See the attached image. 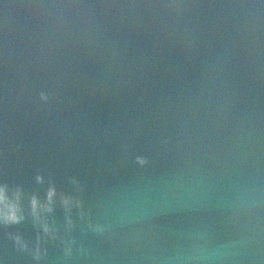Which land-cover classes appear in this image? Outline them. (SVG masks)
<instances>
[{
  "label": "water",
  "instance_id": "1",
  "mask_svg": "<svg viewBox=\"0 0 264 264\" xmlns=\"http://www.w3.org/2000/svg\"><path fill=\"white\" fill-rule=\"evenodd\" d=\"M0 188V264H264V0H0Z\"/></svg>",
  "mask_w": 264,
  "mask_h": 264
},
{
  "label": "clouds",
  "instance_id": "2",
  "mask_svg": "<svg viewBox=\"0 0 264 264\" xmlns=\"http://www.w3.org/2000/svg\"><path fill=\"white\" fill-rule=\"evenodd\" d=\"M143 163V161H140ZM6 194L4 189L0 188V215H3V205L6 204ZM35 204V202H33ZM5 220L10 221V222H16L17 216H16V210L14 207L10 206L8 210V214L4 215L3 217Z\"/></svg>",
  "mask_w": 264,
  "mask_h": 264
}]
</instances>
